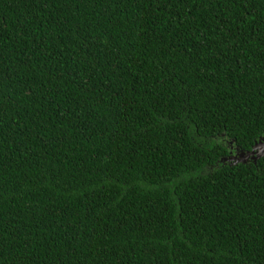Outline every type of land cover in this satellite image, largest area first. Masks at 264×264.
I'll return each mask as SVG.
<instances>
[{"label":"trees","instance_id":"1","mask_svg":"<svg viewBox=\"0 0 264 264\" xmlns=\"http://www.w3.org/2000/svg\"><path fill=\"white\" fill-rule=\"evenodd\" d=\"M263 142L264 0H0V264H264Z\"/></svg>","mask_w":264,"mask_h":264},{"label":"water","instance_id":"2","mask_svg":"<svg viewBox=\"0 0 264 264\" xmlns=\"http://www.w3.org/2000/svg\"><path fill=\"white\" fill-rule=\"evenodd\" d=\"M262 156H264V142L261 143V144H257L254 147L253 151L249 152L247 154V156L242 155L241 158H244L245 157L247 159H249V158L257 159V158H260Z\"/></svg>","mask_w":264,"mask_h":264},{"label":"flooded vegetation","instance_id":"3","mask_svg":"<svg viewBox=\"0 0 264 264\" xmlns=\"http://www.w3.org/2000/svg\"><path fill=\"white\" fill-rule=\"evenodd\" d=\"M240 158H241V157H240ZM240 158H237V159H236V158H234V159H236V160H239ZM241 159H247V158H245V157H244V158H241Z\"/></svg>","mask_w":264,"mask_h":264}]
</instances>
